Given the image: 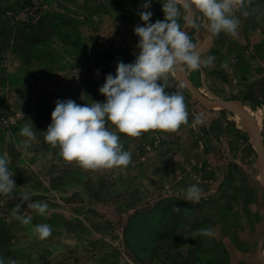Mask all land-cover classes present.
<instances>
[{
    "label": "rangeland",
    "instance_id": "obj_1",
    "mask_svg": "<svg viewBox=\"0 0 264 264\" xmlns=\"http://www.w3.org/2000/svg\"><path fill=\"white\" fill-rule=\"evenodd\" d=\"M143 3L0 0V155L17 186L0 195L4 264H264V157L254 142L264 149V0L235 12V36L181 21L201 60L215 59L169 76L167 91L183 95L189 113L175 132L131 137L109 125L131 153L127 167L84 169L44 140L57 99L106 100V75L139 51ZM150 10L152 22L163 20L158 0ZM26 125L36 135L27 151ZM193 184L199 203L185 200ZM36 224L51 235L38 239ZM206 228L215 237L200 234Z\"/></svg>",
    "mask_w": 264,
    "mask_h": 264
},
{
    "label": "clouds",
    "instance_id": "obj_2",
    "mask_svg": "<svg viewBox=\"0 0 264 264\" xmlns=\"http://www.w3.org/2000/svg\"><path fill=\"white\" fill-rule=\"evenodd\" d=\"M152 2L144 0L143 10L139 12L143 24L134 27L139 50L134 54V61L117 62L115 75L107 74L99 88L106 100L86 105L72 99L56 100L44 140L58 147L64 160L75 161L84 169L127 167L131 153L124 150L119 135L109 125L119 133L139 137L149 130L175 132L182 124H187L189 113L183 95L167 91L169 76L178 68L198 71L202 63L210 65L215 57L202 61L196 43L183 25L199 30L203 20L210 35L235 36L240 25L235 12L245 4V0H158L164 18L152 22ZM243 15L247 16L248 12L244 11ZM97 72L99 74V70ZM203 123L204 114H197L192 126ZM20 134L26 137L24 149L27 151L36 135L29 125L21 128ZM13 176L8 159L0 155V195L10 194L17 187ZM29 200V195H22L14 211H20L22 204ZM185 200L199 203L198 184L186 189ZM27 207L43 215L48 204L33 202L27 203ZM20 219L25 225L32 222L31 216ZM33 230L41 240L52 233L48 224H36ZM200 234L215 237L211 228L202 229ZM0 264H4L2 258Z\"/></svg>",
    "mask_w": 264,
    "mask_h": 264
},
{
    "label": "bare ground",
    "instance_id": "obj_3",
    "mask_svg": "<svg viewBox=\"0 0 264 264\" xmlns=\"http://www.w3.org/2000/svg\"><path fill=\"white\" fill-rule=\"evenodd\" d=\"M246 121H247V120H246ZM249 123H250V121H249ZM249 123H248V124H249ZM250 127H251V126H250ZM251 128H252V127H251ZM257 138H258V137H256V139L254 140V142H256V144H257V145H259V144H258V141L260 142V140H259V139H257ZM259 148H260V150H262L261 143H260V146H259Z\"/></svg>",
    "mask_w": 264,
    "mask_h": 264
},
{
    "label": "crops",
    "instance_id": "obj_4",
    "mask_svg": "<svg viewBox=\"0 0 264 264\" xmlns=\"http://www.w3.org/2000/svg\"><path fill=\"white\" fill-rule=\"evenodd\" d=\"M258 144H259V145H257L256 142H255V145H256L257 149L260 150V148H259V146H260V142H259V141H258ZM260 152L262 153V155H263V157H264V149H263V148H262V150H260Z\"/></svg>",
    "mask_w": 264,
    "mask_h": 264
},
{
    "label": "built area",
    "instance_id": "obj_5",
    "mask_svg": "<svg viewBox=\"0 0 264 264\" xmlns=\"http://www.w3.org/2000/svg\"><path fill=\"white\" fill-rule=\"evenodd\" d=\"M2 117V116H1ZM4 119V117H2Z\"/></svg>",
    "mask_w": 264,
    "mask_h": 264
}]
</instances>
